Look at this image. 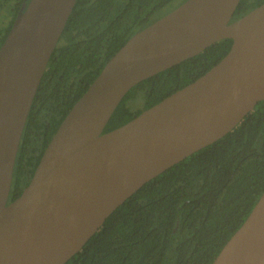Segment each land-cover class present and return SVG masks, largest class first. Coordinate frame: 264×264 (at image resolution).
I'll use <instances>...</instances> for the list:
<instances>
[{"label": "water", "instance_id": "obj_1", "mask_svg": "<svg viewBox=\"0 0 264 264\" xmlns=\"http://www.w3.org/2000/svg\"><path fill=\"white\" fill-rule=\"evenodd\" d=\"M184 0L136 31L65 116L9 201L25 124L76 0H30L0 46V264H65L143 184L226 135L264 100V2ZM228 53L125 124L104 129L127 92L209 45ZM211 264H264V191Z\"/></svg>", "mask_w": 264, "mask_h": 264}, {"label": "trees", "instance_id": "obj_2", "mask_svg": "<svg viewBox=\"0 0 264 264\" xmlns=\"http://www.w3.org/2000/svg\"><path fill=\"white\" fill-rule=\"evenodd\" d=\"M183 1L76 0L28 115L9 201L28 185L61 122L107 61L136 31ZM263 2L240 0L233 19ZM12 22L0 33V46ZM232 43L223 38L137 83L104 132L197 79ZM263 191L264 100L226 135L143 184L65 264H211Z\"/></svg>", "mask_w": 264, "mask_h": 264}, {"label": "flooded vegetation", "instance_id": "obj_3", "mask_svg": "<svg viewBox=\"0 0 264 264\" xmlns=\"http://www.w3.org/2000/svg\"><path fill=\"white\" fill-rule=\"evenodd\" d=\"M29 1L30 0H0V33H1V36L7 32V29L10 26L14 18L12 22V25H13L17 15L23 9L24 4H28ZM8 10L11 11L9 15L7 13Z\"/></svg>", "mask_w": 264, "mask_h": 264}, {"label": "rangeland", "instance_id": "obj_4", "mask_svg": "<svg viewBox=\"0 0 264 264\" xmlns=\"http://www.w3.org/2000/svg\"><path fill=\"white\" fill-rule=\"evenodd\" d=\"M7 13H8V15H9V13H11V11H9V10H8V12H7ZM141 100H142V98L138 97V98H137L135 101H137L138 103H140V102H141Z\"/></svg>", "mask_w": 264, "mask_h": 264}]
</instances>
